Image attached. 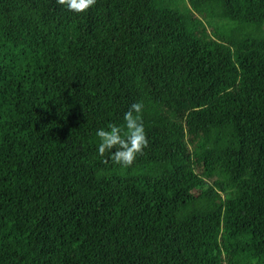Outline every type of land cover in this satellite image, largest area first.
<instances>
[{
  "label": "trees",
  "instance_id": "obj_1",
  "mask_svg": "<svg viewBox=\"0 0 264 264\" xmlns=\"http://www.w3.org/2000/svg\"><path fill=\"white\" fill-rule=\"evenodd\" d=\"M0 264H264V0H0Z\"/></svg>",
  "mask_w": 264,
  "mask_h": 264
},
{
  "label": "clouds",
  "instance_id": "obj_2",
  "mask_svg": "<svg viewBox=\"0 0 264 264\" xmlns=\"http://www.w3.org/2000/svg\"><path fill=\"white\" fill-rule=\"evenodd\" d=\"M66 11L78 15L85 13L96 0H56ZM144 105L140 102L133 103L123 113V125L109 123L106 128L97 129L95 136L98 138L96 154L114 165L122 168L130 167L147 146V137L142 122L141 113ZM105 160V162H107Z\"/></svg>",
  "mask_w": 264,
  "mask_h": 264
},
{
  "label": "rangeland",
  "instance_id": "obj_3",
  "mask_svg": "<svg viewBox=\"0 0 264 264\" xmlns=\"http://www.w3.org/2000/svg\"><path fill=\"white\" fill-rule=\"evenodd\" d=\"M180 1V3H183V0H179Z\"/></svg>",
  "mask_w": 264,
  "mask_h": 264
}]
</instances>
